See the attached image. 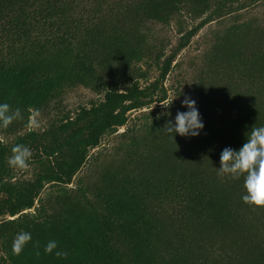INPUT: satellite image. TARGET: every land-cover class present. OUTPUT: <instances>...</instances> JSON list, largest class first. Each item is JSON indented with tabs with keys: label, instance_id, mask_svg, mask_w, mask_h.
<instances>
[{
	"label": "rangeland",
	"instance_id": "374dc122",
	"mask_svg": "<svg viewBox=\"0 0 264 264\" xmlns=\"http://www.w3.org/2000/svg\"><path fill=\"white\" fill-rule=\"evenodd\" d=\"M19 2L0 0L1 22ZM61 21L64 34H52L62 41L36 25L23 38L38 73L0 86V103L23 115L0 128V264H62L44 247L74 236L75 212L87 235L106 239L111 264H257L264 207L245 204L243 177L217 168L224 148L239 149L264 126V0H209L200 15L186 0L144 9L76 1ZM184 95L205 127L173 139L163 128L187 110ZM108 100L127 123L91 147L87 123L111 114ZM16 144L32 151L24 170L7 165ZM200 194L197 204L188 199ZM20 231L32 240L17 256Z\"/></svg>",
	"mask_w": 264,
	"mask_h": 264
},
{
	"label": "trees",
	"instance_id": "16d2710c",
	"mask_svg": "<svg viewBox=\"0 0 264 264\" xmlns=\"http://www.w3.org/2000/svg\"><path fill=\"white\" fill-rule=\"evenodd\" d=\"M27 1L20 0L19 4L16 6L17 10L10 12L7 16V21L5 23L0 21V86H11V82L13 81L12 78L22 77V79H24L29 72L31 76L38 73V67L35 65L34 58L32 57L35 52H30V50L28 52L24 48H20L23 38L27 31L31 32L32 29H36L33 27V25H36L38 27L40 26V28L46 27L52 29V32H50L48 36L46 34V40L52 39V44H55L56 40L62 41L61 38H56V34L54 35L52 33L64 34L62 29L65 27V24L62 23L61 18L67 6L72 4V2H91L95 4V6L100 3L111 9H113L114 6L121 9L127 6H130V8L144 9L150 2V0H38V7L34 9L32 5H30V2L33 0ZM186 1L191 5L193 12L196 15H200V4L207 3L209 0ZM127 2H131L132 5H128ZM225 10L228 11V8ZM221 12L224 13L223 11ZM52 22L54 23L51 24ZM36 33L38 34V31ZM35 40L38 44L40 43L37 37ZM94 68V66H91V71ZM84 74L86 75L88 73ZM85 78L87 79L88 77L85 76ZM106 107L111 110V114L104 118L90 119L87 123L84 138L85 143L91 147H96L99 144L100 138L108 128L123 126L127 123L125 108L120 109L113 100H108ZM94 113L95 111L88 112L90 115ZM78 148L79 146L76 145L72 150V155L74 157H79L80 155ZM180 191L181 190H178V192ZM179 195L180 193L177 194V196ZM188 199H193L191 202L197 204L201 201V194ZM83 221L81 214L75 212L74 230L76 232L74 236H72L70 240H67V242L64 241L65 244L59 245L57 250H55L68 253L67 258H59V262L62 264H111L112 262L110 261H113V256L108 253L110 248L107 249L106 253H104L103 250L106 239H103L102 236L96 237L90 234L87 235L83 230ZM138 223L139 222H137V224ZM104 224H106L105 231L110 229L106 221ZM132 237L137 238L138 233H132ZM252 246L253 244L250 243L248 251L254 254L255 248ZM256 258L257 264H264V247L263 250L256 255Z\"/></svg>",
	"mask_w": 264,
	"mask_h": 264
},
{
	"label": "clouds",
	"instance_id": "9594fccd",
	"mask_svg": "<svg viewBox=\"0 0 264 264\" xmlns=\"http://www.w3.org/2000/svg\"><path fill=\"white\" fill-rule=\"evenodd\" d=\"M181 108L187 110L177 111L174 121L171 119L167 121L163 128L164 133L173 139L176 135L198 137L205 125L196 100L184 95ZM159 118L158 116L157 119ZM20 120H23V115L19 107L13 110L9 103H0V128L7 129L14 121ZM245 135V142L239 149L231 147L223 149L220 154V166L217 168L218 175L231 179L243 177L245 189V194L242 196L243 202L252 206L264 207V126H253ZM31 159V149L24 144H16L11 148V155L6 158V161L10 168L24 170L28 168ZM31 240L30 232H18L12 243L13 254L20 255ZM57 248V242L50 240L44 247V253L50 255ZM55 256L66 259L68 253L55 251Z\"/></svg>",
	"mask_w": 264,
	"mask_h": 264
}]
</instances>
